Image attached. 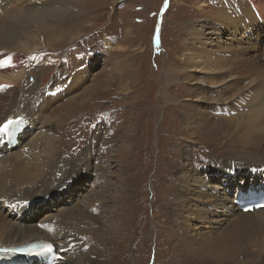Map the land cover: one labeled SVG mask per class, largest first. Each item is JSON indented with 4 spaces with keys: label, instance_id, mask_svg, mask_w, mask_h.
<instances>
[{
    "label": "bare ground",
    "instance_id": "6f19581e",
    "mask_svg": "<svg viewBox=\"0 0 264 264\" xmlns=\"http://www.w3.org/2000/svg\"><path fill=\"white\" fill-rule=\"evenodd\" d=\"M15 1L16 0H0V6L9 4L10 7H17V11L12 12L14 15V18L12 17L13 20L0 21V61L8 62L4 66H0V85L6 86L0 89V125L9 120L20 121L21 123L25 122L26 125L32 122L34 126L38 125V132L37 135L27 143L26 141L29 139L28 135H26L27 131H25L24 135L22 134L23 138L19 136L21 140L16 146L25 144L22 150L14 149L18 148L16 146L8 149V147L1 142V139L4 140L8 137L15 139V133L12 132L10 135H0V201L13 211L19 210V212L25 213L27 210L31 211L39 196L50 198L54 192L65 191V189L70 188L75 179L83 174H88V170H90V160L97 158L92 154L91 143L89 144L88 141L84 143L78 154V158H80L81 162L75 161L74 159L76 158L74 155L64 154L69 146L65 143L62 131L69 127L72 117L74 118L81 111L83 112V110H86L89 105L93 104L94 101L100 97L102 98L99 101L102 102L106 99H112V95L115 94L113 98H123L122 102L125 105H132V109H134L133 105L139 103V100L136 94L134 95L135 91L138 92L137 89H130V87L127 86L125 89L122 88V90L119 91L120 89L118 88L119 86L116 85L117 83L112 84L108 89H105L104 85H97L91 88L87 86L82 91H78L86 84L85 81L89 79L91 75L86 72V57H82L79 51H75L71 59L63 58L62 65L64 68L58 66L61 63L55 60V55L53 57V52L59 47H63L68 43L77 42V40L82 38L88 31L89 23H93V17H91L92 13L90 14L92 6L89 5V0H36L37 2L34 3H31L34 0H20V3H16ZM196 5V10L198 12H207L206 9L208 5L205 3V0H198ZM226 6V9L221 7L222 12L220 11L218 17L215 18L214 16V18H212L213 15H210V18L214 21L222 23L221 27L209 26L207 21H205L195 26L194 29H191V34L193 35L192 40L196 45H201L195 48L192 56L186 57V60L183 61V65L185 67H194L198 64L195 62V59L199 57L206 58L203 54L205 53L203 50L206 48V43L212 40L210 35L214 33H223V30L238 31V33L244 35L243 38L236 39V41L241 44L239 46L236 44L235 47H233L236 51L234 52L235 56H233L231 52L224 54L225 56L212 55L209 62L214 67V70L211 69V71L213 70L212 74L207 73V78L209 79L208 90L202 94V91L198 92V88L195 86L197 82L191 87L184 86L185 92L180 95L170 92L171 87L175 89V86H177L176 82L171 83V86L164 88V90L161 89V94L156 99L157 105L149 115L151 121H156L161 110H163L159 105L162 104L165 107L166 103H168L167 98L173 97V100L178 99L179 102L173 101L168 105L174 106L175 109L179 108L181 124L184 126V131H187V137L193 134L196 135L198 131L202 132V128H216L214 132H216L217 139L221 145L220 147L227 150L228 152L226 153L232 158L228 159V157H226L224 159L227 161L222 159L210 165L207 170L209 178L212 179L215 177V179H217L214 172L221 169L227 170V175H230L229 173H233L234 171H241V174L238 181H234V179L231 181L228 180L230 182L228 190L231 189V187L234 190L236 189V194L233 196L232 200H230V202L234 203L233 205L226 207L228 203L221 202V198L219 201L210 200V205H212V207L216 208L215 204H220L223 209L229 210L231 219L227 220L228 222L226 221L227 226L222 229V232H219L216 236H211V234L205 237L208 242L212 241V238H216L217 242L220 243V245L218 244V248H222L227 252V254H222L221 258L226 259L232 256V259H234L237 257L240 250L246 247L243 245L244 241L242 240L246 233L244 223L248 221L251 223L258 221L264 224V209H254L252 212L241 210V206L247 204L248 200H254L256 204L264 203V196L261 200H259V196L253 199L256 197V193L264 194V86L262 83L257 82L258 85L254 84L253 87L248 89L249 93H251V98L249 100L251 113H253V115L255 114L257 117V123L252 129L254 135H251V139H247L248 141L244 143L243 140L240 141L236 139L234 135L236 132L235 129L238 127H236L235 124L233 125L235 126V132L233 134V130L230 128L233 119H235L232 113H234V110L239 111L238 108L241 106L239 102L243 99V94L241 95L240 93L242 87L237 90L239 87L238 84L245 80V78L255 74L257 67H259L257 65L259 63L257 58L255 60L252 59V56L243 57L237 52H245L246 48L250 50L251 47L255 46L252 45L254 39H256L257 42H262V37L264 36V0H226ZM3 7L5 8L6 6ZM99 7L105 8V5H94V10H97ZM254 31L260 34L255 35ZM122 47L119 45L117 46L120 51L124 50ZM220 47L222 46L219 45L218 49H222ZM62 68L65 69L64 71L66 74H68L69 71L68 75L63 76V80H65L63 90L59 89L58 86H53L54 82L59 83L61 81L62 77L59 72H61L60 70ZM130 70V80L133 79L135 83L137 79L134 77L133 69ZM31 76H33L34 79L30 82L29 79ZM161 77L166 83L172 80L179 81L183 78L186 80L190 79L192 82L196 79L194 74L188 71L177 75L161 74ZM99 78L100 75L96 77L98 83L101 82ZM163 85L165 84L163 83ZM67 96H69L68 100L64 99L67 98ZM104 96L106 97L105 99H103ZM195 96L199 97V100H205L206 105L204 109L198 108L195 103H193V105L192 102H187V100L184 99V97L189 98ZM143 99L144 98H141V100ZM60 112H62L61 115H59ZM249 112L250 111H248V113ZM10 114L13 116L9 117ZM144 115L145 114H142L141 116ZM169 116L172 118L170 114ZM125 124H127V133L125 131L121 137H119L121 134L119 136L117 135V137H111L110 144L107 143L102 149V152H98L100 160L105 161L104 165L99 164L97 168L98 170L106 169L104 168V166L107 165H105L106 162L117 161L121 163V161L126 160V154L130 152V142L128 143L125 141V151L123 153L117 147L116 153L113 155L111 153V155L104 154L108 149L113 148L115 142H117L119 138L123 143L124 140H122V138L126 135L127 141H133L135 145L131 157L133 159L131 163L133 167H130L127 174L129 175V189L132 190V186H134L136 191L137 180L140 177L139 170H141L142 166L140 162H137L143 151V148L139 149V147L142 145V139L144 137H148L147 142L149 141V128L139 126L138 123L131 122L130 120ZM161 128H164V126ZM18 132L19 129L17 133ZM177 135L178 132H173L171 134V136ZM97 138L99 139V136ZM238 138L240 137L238 136ZM23 139H25L24 142L22 141ZM93 139H96V136L95 138L93 137ZM121 146L122 144L120 147ZM188 148L189 147H185L182 152V159L184 160L182 169L184 170H186L190 162H192L191 152ZM160 158L162 159V157ZM168 159H170V156ZM217 159L219 160V158ZM192 167L194 166L192 165ZM195 170L197 171H193V173L185 171L183 174L179 171L182 175L178 177V181L175 182L177 190H173L171 193L174 207L176 206L175 208L180 212H184L183 210L190 206H187V196L191 190H193L194 183H197V185H199V183H204V179L200 176L197 166ZM259 175L262 178H260L258 182L256 181V177ZM97 177H99V179H97ZM102 177L96 174V181H94L96 183L93 182L94 184H92L90 182V192L82 194L85 197L81 195L82 199L77 202L78 206L60 210L57 215L50 217L51 219H47L43 224L41 223L39 227L33 226L25 220L13 222L12 218L5 219L1 214L0 264H59L62 259L67 260L69 264H116L117 262H114L115 253L121 254L122 251L124 253L126 252L128 260L131 258L129 255L130 252H133L132 257L133 255L137 257V250L141 248V245L138 246V244H134L131 250L127 244L129 241H134L132 238H135L137 233L133 227L135 224L131 222V218L134 215V211H136L135 206H138L137 201L139 198L137 195L134 196L135 191L131 193L129 190L127 191V193L130 194L129 196L121 198L122 195H118L110 199V196L113 195L110 193L108 194L109 191H104L106 185L102 182ZM210 180L208 181L210 182ZM234 182H237V185H233ZM248 182H250V184H248ZM109 188L110 187L107 186L105 190ZM247 189L254 190L255 192L250 191L246 193ZM66 192L74 191L68 189ZM250 193V197L246 198L245 195ZM215 199H218V197ZM107 201L111 202L114 212L112 216H108L107 221H104V217H106V211L104 209ZM121 202L125 205L120 204ZM130 203L132 206H130ZM98 213L102 216L98 217ZM209 214H218V210H212ZM233 214L234 216H231ZM190 216L191 214L188 212L187 217ZM205 216H203L204 219ZM172 218L174 217L172 216ZM176 220L178 229L180 228L182 230V234H180L182 248L188 257L199 254L198 256L217 260V255L220 252L218 248L213 250L207 248L209 251H207L204 246L197 248L198 250L193 249L195 248L193 241L195 242L199 232L190 231L188 219L178 215ZM219 223L222 227L225 225V223L223 224L220 221L217 224ZM114 225H118V228L116 229ZM210 227L212 228V226ZM128 228H131L129 231L130 235L126 236L124 232H126ZM250 228H252L251 225ZM73 235L80 237V246H76L75 241H73ZM257 236H253L255 241H252V238L250 240L252 241L251 245H258L259 249L255 252L258 258L260 256L262 257L264 254V235L263 237L262 235ZM37 241L51 243L55 248V254L58 256V260H56V258L50 259L39 255L24 257L23 255L8 251L15 247ZM70 254H75L77 258H75V260H70L74 259L68 257ZM229 254H231V256ZM127 264H129V262Z\"/></svg>",
    "mask_w": 264,
    "mask_h": 264
},
{
    "label": "rangeland",
    "instance_id": "374dc122",
    "mask_svg": "<svg viewBox=\"0 0 264 264\" xmlns=\"http://www.w3.org/2000/svg\"><path fill=\"white\" fill-rule=\"evenodd\" d=\"M37 1L34 0L31 3ZM197 1L198 0H167V2L166 0H89L88 3L92 6L90 14L92 13L91 17H93V23H89L88 31L82 38L78 39L77 42L68 43L63 47H59L53 52V57L55 55V60L61 63L58 66L63 68V58L71 59L74 56L73 52L75 51H79V54L82 57H86V72L91 75L90 78L85 81L86 84H84L78 91H82L87 86L91 88L97 85H104V88L108 89L112 84L117 83L116 85L119 86V91H121L122 88L125 89L127 86H129L130 89H137L138 92L135 91L134 95L136 94L139 103L133 105L134 109L136 108L134 110L132 109V105H125L122 102L123 98H113L115 95L113 94L112 99H109L112 101L106 99L100 102L99 100L102 98L100 97L95 100L93 104L89 105L86 110H83V112L81 111L80 113L78 112V115L74 118L72 117L69 127L67 128V125V129H63L62 131L65 143L69 146L64 154L74 155L76 158L74 160L81 162L80 158H78V154L84 143L88 141L89 144L91 143L92 154L99 160L97 158L91 159L88 174H83L75 179L70 188L65 189V191H56L50 198L39 196L31 211L27 210L25 213H21L19 210L13 211L10 207L0 201V215L2 214L1 216L3 218H12L13 222L25 220L33 226L39 227L41 223L43 224L47 219H51L50 217L57 215L60 210L78 206L77 202L82 199L81 195L90 192V182L92 184L96 183L94 182L96 181V174L97 176H103L102 182L106 185V188L107 186L110 187V190H105L106 188L104 189V191H109L108 194L110 193L113 195L110 196V199L115 198L118 195H122L121 198L129 196L130 194L127 193V191L130 190L128 186L129 175L127 172H129L131 166L133 167V165H131L133 162L131 157L134 152L133 148L135 147L133 141H127L125 135V137L122 138V140H124L123 143L119 138L117 142H115L113 148L108 149L104 153L105 155H109L110 153L113 155L116 153L117 147L123 153L125 151L124 146L126 142H130V152L129 154H126L127 158L125 161H121V163L117 161L106 162L105 165H107L104 166L106 169L98 170L97 167L99 164L104 165L105 161L100 160L98 152H102V149L107 143L110 144L111 137H117V135L119 136L120 134L119 137H121L127 129V124L125 123L130 120L131 122L138 123L139 126L149 128L148 132L150 135L149 141L147 142L148 137H144L142 139V145L139 147V149L143 148V151L137 161L142 165L141 170H139L140 177L137 180L138 191H135L134 186H132L133 189L130 190L131 193L135 191L134 196L137 195L139 200L137 201L138 206H135L136 211H134V215L131 218V222L135 224L133 227L137 233L135 238H132L134 241H129L127 245H129L131 250L134 244H138V246L141 245V248L137 250V257H134V255L132 257L133 252L129 253L131 256L130 260L127 259L126 252L124 253L122 251L121 254L119 252V254L115 253L116 256L114 262H117L116 264H127L128 262L129 264H264V254L262 257H258L259 259L255 255L256 250L259 249L258 245H251L252 241H255L253 236L262 235L263 237V223H259L258 221L254 223L249 221L244 223L246 233L242 240L244 241L243 245L246 247L241 249L237 257L234 259H232L231 254H229L231 257L226 259L221 258L222 254H227V252L222 248H218L220 243L217 242L216 238H212V241L209 242L206 240L207 236H210L211 234V236H216L219 232H222V229L227 226V220L231 219L229 210L223 209L220 204H215L216 208L212 207V205H210V200L219 201L221 198V202L228 203L226 207L233 205L234 203L230 202V200H232L233 196L236 194V189L234 190L231 187V189L228 190V186H230L229 181L233 179L234 181H238L241 174V171H234L233 173H229L230 175H227L228 171L221 169L214 172L217 179H215V177L212 179L209 178L207 170L210 165H213L214 162L220 161L226 157H228V159L232 158L226 153L228 152L227 150L220 147V142L217 139L216 132H214L216 128H202V132L198 131L196 135L193 134L187 137V131H184V126L181 124L179 108L175 109L174 106L168 105L173 101L179 102L178 99L174 98L175 100H173V97L167 98L168 103H166V105L168 106L165 105L164 107L162 104L159 105L163 110H161L158 119L156 121L150 120L149 113L155 109L157 105L156 99L161 94V89L164 90V88L170 87L171 83L176 82L177 86H175V89L172 87L170 88V92L176 95L185 92L183 88L184 86L191 87L194 86L196 82L197 85L195 86L198 88V92L202 91L201 94L206 92L209 84L207 73L212 74V71L214 70V67L209 62L212 55L225 56L224 54L231 52V54L235 56L234 52L236 51L233 47H235L236 44L237 46L241 44L236 41V39L244 37L242 33L233 30H223V33L211 34L210 37H212V40H209L210 42L206 43V48L203 50L205 53L201 52L206 58L199 57L198 59H195V62L198 63L196 66L185 67L183 61L186 60L187 56H192L195 48L200 47L201 45H196L192 40L193 35L191 34V29H194L195 26L205 21H207L209 26L221 27L222 23L214 21L212 18H214V16L215 18L218 17L220 11L222 12L221 7L224 9L227 8L226 0H205V3L208 5V8L206 9L207 12H198L196 10ZM15 2L20 3V0H16ZM101 4H104L105 8L99 7L97 10H94V5ZM3 6L6 7L4 8ZM7 6L10 7L9 4L0 6V21L13 20L14 18L12 12H16L17 7L11 6L8 8ZM210 15H213V17L210 18ZM254 33L255 35L260 34L257 31H254ZM262 39V42H257L256 39L253 40L252 45H255L256 47H251V51L246 48L245 52H237L240 56H252V59L256 60L257 58L259 61L257 64L259 66L257 67V72L255 71V74H252V76L239 82L237 90L242 87L240 90L241 92H239L241 95L243 94L242 101L244 102L240 101L239 103L241 106L238 108L239 111L234 110V113H232L235 118L230 125V128H232L231 130H233L232 134L236 130L234 133L236 139L240 141L243 140L244 143L248 141L247 139H251V135H254L252 129L257 123V117L255 114L253 115V113H251L249 106L251 93H249L248 89L253 87L254 84L256 85L257 82L262 83L264 86V36ZM118 45L121 47L123 46L122 48H124V50H118ZM219 45L222 46L220 47L222 49H218ZM63 68L60 70L61 72H59L62 77L61 81L59 83L54 82L53 84L54 87L58 86L59 89L62 90L65 86L63 76L69 74V71L68 74H66L64 71L65 69ZM130 69H133L134 77L137 79L135 83L133 79L130 80ZM211 69L213 70L211 71ZM185 71L194 74L196 77L194 82L190 79L186 80L183 78L179 81L172 80L166 83L161 77V74L177 75L184 73ZM99 75V79L101 80L100 83L96 80V77ZM33 79L34 77L31 76L29 79L30 82L33 81ZM163 83L169 85L165 86ZM68 98L69 96L64 99L68 100ZM105 98L106 97L104 96L103 99ZM141 98L144 99L141 100ZM184 99H186L187 102H192V104L195 103L198 108H205V100H199V97H184ZM248 111L250 112L248 113ZM61 114L62 112L59 113V115ZM142 114L145 115L141 116ZM11 116L13 115L10 114L9 117ZM234 124L238 128L235 129V126H233ZM162 126H164V128H161ZM37 127L38 125L34 126L32 122H29L28 125L24 122L19 128V132L16 133L15 139L8 137L4 140L1 139V142H3L8 149L15 147L17 143L19 144L22 134L24 135L25 131H27L26 135L29 137L26 141L27 143L37 135ZM173 132H178V135L171 136ZM236 133L240 138H238ZM95 136L96 139H93ZM98 136L99 139L97 138ZM22 141L24 142L25 139ZM121 144L122 146L120 147ZM24 146L25 144H20L16 146L18 148L14 149L22 150ZM185 147H189L188 149H190L192 157V162H190L189 165L187 163L188 168L186 170L182 169V166L184 165L182 152ZM167 156L168 158L170 156V159H168ZM160 157H162V159ZM217 158H219V160ZM192 165L194 167H192ZM196 166L199 169L200 176L204 179V183H199V185L194 183L193 190H191L187 196V206H190L184 209V212H180L175 208L176 206L174 207L171 193L173 190H177L175 182L178 181V177H180L185 171H189V173L197 171L195 170ZM260 178H262L260 175L257 176L256 181L259 182ZM97 179H99V177H97ZM208 180H210V182ZM248 184H250V182H248ZM233 185H237V182H234ZM68 189H71L74 192H66ZM246 191V193H249L254 190L247 189ZM217 197L218 199H215ZM120 204L124 203L121 202ZM105 206L104 210L106 211V217H104V221H107L108 216H112L114 209L111 206V202L107 201ZM130 206H132L131 203ZM260 209L264 208L256 210ZM212 210H218V214H209ZM241 210L244 211L243 206H241ZM188 212L191 214L190 217H187ZM178 215L188 219L191 232H199L200 234L197 235L198 237L195 242L193 241L195 247L193 249L198 250L197 248L202 246H204L207 251H209L208 249L213 250L218 248L220 252L217 255V260L198 256L199 254H196L193 257L187 256L182 248V239L180 235L182 234V230L180 228L178 229V225L176 224ZM97 216L99 217L102 215L98 213ZM172 216L174 218H172ZM203 216H205V219ZM231 216H234V214ZM110 219L112 220L111 217ZM219 221L223 224L225 223V225L222 227L220 223L217 224ZM250 225L252 228H250ZM210 226H212V228ZM114 227L117 229L118 225H114ZM130 229L131 228H128V230L124 232L126 236L130 235ZM72 237L76 246H80V237L77 235H73ZM68 257L74 258L70 260H75V258H77L75 254H70ZM56 260H58V258H56ZM59 264H69V262L62 259Z\"/></svg>",
    "mask_w": 264,
    "mask_h": 264
},
{
    "label": "snow or ice",
    "instance_id": "6c2138e0",
    "mask_svg": "<svg viewBox=\"0 0 264 264\" xmlns=\"http://www.w3.org/2000/svg\"><path fill=\"white\" fill-rule=\"evenodd\" d=\"M166 2H167V0H166ZM6 63H8V62L7 61H0V66H4ZM3 87H6V86L0 85V89H2ZM14 124L18 125L19 122L9 120L6 123L0 125V135L12 134V132L15 131V128L12 127ZM48 250L51 251V246L48 247Z\"/></svg>",
    "mask_w": 264,
    "mask_h": 264
}]
</instances>
